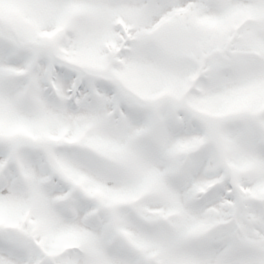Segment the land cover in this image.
Instances as JSON below:
<instances>
[{
    "label": "snow or ice",
    "instance_id": "6c2138e0",
    "mask_svg": "<svg viewBox=\"0 0 264 264\" xmlns=\"http://www.w3.org/2000/svg\"><path fill=\"white\" fill-rule=\"evenodd\" d=\"M0 264H264V0H0Z\"/></svg>",
    "mask_w": 264,
    "mask_h": 264
}]
</instances>
